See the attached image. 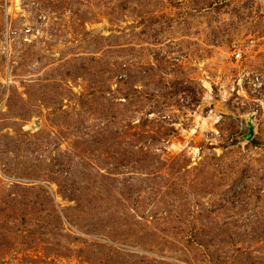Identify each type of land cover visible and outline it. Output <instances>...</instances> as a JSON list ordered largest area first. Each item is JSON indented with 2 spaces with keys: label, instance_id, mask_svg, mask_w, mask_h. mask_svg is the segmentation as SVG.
Returning <instances> with one entry per match:
<instances>
[{
  "label": "rangeland",
  "instance_id": "1",
  "mask_svg": "<svg viewBox=\"0 0 264 264\" xmlns=\"http://www.w3.org/2000/svg\"><path fill=\"white\" fill-rule=\"evenodd\" d=\"M0 264H264V0H0Z\"/></svg>",
  "mask_w": 264,
  "mask_h": 264
},
{
  "label": "water",
  "instance_id": "2",
  "mask_svg": "<svg viewBox=\"0 0 264 264\" xmlns=\"http://www.w3.org/2000/svg\"><path fill=\"white\" fill-rule=\"evenodd\" d=\"M251 134H252V132H251Z\"/></svg>",
  "mask_w": 264,
  "mask_h": 264
}]
</instances>
